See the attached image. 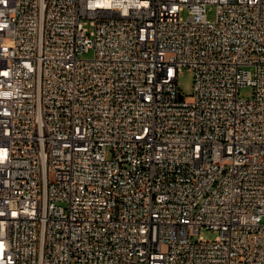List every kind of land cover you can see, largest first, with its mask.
I'll return each instance as SVG.
<instances>
[{
    "label": "built area",
    "instance_id": "2783aa9c",
    "mask_svg": "<svg viewBox=\"0 0 264 264\" xmlns=\"http://www.w3.org/2000/svg\"><path fill=\"white\" fill-rule=\"evenodd\" d=\"M263 219L264 0H0V264H264Z\"/></svg>",
    "mask_w": 264,
    "mask_h": 264
},
{
    "label": "rangeland",
    "instance_id": "374dc122",
    "mask_svg": "<svg viewBox=\"0 0 264 264\" xmlns=\"http://www.w3.org/2000/svg\"><path fill=\"white\" fill-rule=\"evenodd\" d=\"M187 15H188L187 10H184L181 12V16L183 18H186ZM214 17H215V9L214 7H211L208 10L207 18L212 20L214 19ZM91 55H92V51H89L87 53H84L82 57H90ZM248 69H251V68H248ZM177 83H178V88L182 91L183 94L186 95V98L190 97L189 92H190V86H191V76H190V71L188 68H184L182 70L181 75H179L178 77ZM251 94H252V89L250 86L245 85L239 88L240 97L247 98V97H250ZM107 156L109 157V153ZM263 222H264V219H263ZM201 235L203 236L205 240H212L216 236V233L203 228L201 229ZM193 239H197V236L194 237ZM72 264H80V263L75 262Z\"/></svg>",
    "mask_w": 264,
    "mask_h": 264
}]
</instances>
